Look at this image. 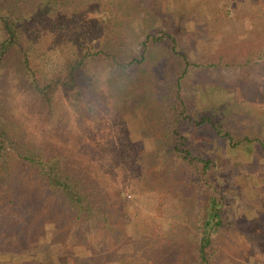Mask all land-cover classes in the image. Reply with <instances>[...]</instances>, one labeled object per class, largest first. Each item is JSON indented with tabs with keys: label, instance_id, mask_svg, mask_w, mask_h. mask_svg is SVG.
I'll return each instance as SVG.
<instances>
[{
	"label": "rangeland",
	"instance_id": "obj_1",
	"mask_svg": "<svg viewBox=\"0 0 264 264\" xmlns=\"http://www.w3.org/2000/svg\"><path fill=\"white\" fill-rule=\"evenodd\" d=\"M46 1L19 0L32 76L52 79L77 48L90 77L42 99L11 54L0 66V118L14 139L82 178L96 215L75 218L25 162L7 157L12 197L32 228L27 237L45 244L0 264L193 262L199 204L208 194L189 166L165 154L172 132L162 105L180 61L169 42L150 39L136 71L116 82L105 55L91 54L129 46L137 54L148 33L170 34L194 64L181 78L188 110L209 112L234 140L248 138L230 146L205 125L182 130L192 151L215 162L206 177L226 202L223 225L211 235L214 264H264V149L256 139L264 142V0H51V8ZM6 36L0 27V41ZM5 199L0 232L10 233L16 217ZM1 243L6 252L15 245Z\"/></svg>",
	"mask_w": 264,
	"mask_h": 264
},
{
	"label": "trees",
	"instance_id": "obj_2",
	"mask_svg": "<svg viewBox=\"0 0 264 264\" xmlns=\"http://www.w3.org/2000/svg\"><path fill=\"white\" fill-rule=\"evenodd\" d=\"M51 4V0H48L43 6L51 8L49 7ZM19 5V0H0V27L7 33V36L0 41V66L9 55L14 54L17 56L18 65L22 69L23 76L27 77L33 92L46 100H49L51 91L58 86L74 89L78 83L89 78L86 64L87 55L81 53L77 48L64 56L62 63L57 69V73L52 79L41 78L40 76H38V79H35L32 76L34 74L33 68L28 66V54L20 40L19 23L22 17L20 16ZM150 39L161 44L166 41L169 42V53L176 56L181 65V70L172 79L162 105L171 122L172 132L171 144L167 151H165V154L189 166V169L193 172V180L195 179L203 183L201 189L208 194L199 204L198 212L200 213L201 230L194 241V248L192 250V254L194 255L193 262H181V264H214V257L210 251L211 235H217L219 228L223 225L222 216H224L226 202L223 201V196L219 194L218 187L210 183L211 181L206 177L208 170L216 168L215 162L211 158L192 151L182 130L183 127L186 128V125L192 122L197 126L200 124L205 125L215 137L227 139L230 146H234L242 139L248 141V138L243 135L241 138L234 140L229 131L222 127V124L212 120L209 112H193L188 110L181 93L183 91L181 78L184 77L194 64H190L185 59V55L181 50H176V40L170 34L163 33L158 36L150 35V33L146 34L142 49L137 54L130 46L119 50L118 54L104 51L103 49H98L91 54L96 55L101 53L105 55V59L108 62L107 71L109 78L116 82H123L140 65L144 55V48H146V42ZM256 139L264 149V142L260 138ZM11 156L25 162L26 167L34 172L52 199H62L64 205L68 208V212H72L75 218L81 217L89 220L96 215L95 203L90 198L89 192L85 189L82 178L75 177L63 167L61 161L55 156L47 158L38 153L37 150L26 147V144H22L18 139H14L8 131V127L0 118V183L3 181V177H6L5 181L7 183L4 188L0 189V196L6 195V199L2 201V204L7 205L8 214L16 217L10 233L0 232V242H8L9 244V241H12L15 243L14 246L10 245L11 251L8 252H6L7 247H2L3 243L0 244V263L7 261L9 257L14 255H29L31 252L37 251L41 244H45L44 241L41 243V239L37 240V238L31 239V237H27L30 236L32 228L28 224L27 219L26 222H22L23 214L19 212V207L14 202L15 198L12 197L15 192L12 190L10 179L12 172H10L11 168L7 161V157ZM47 246L48 244H46ZM169 249L170 247L167 246L165 248L162 247V252H165L164 256L168 254ZM167 258L170 259V257ZM151 261L156 262V259H147V262ZM170 261L173 262L172 259ZM173 264H178V262L174 260Z\"/></svg>",
	"mask_w": 264,
	"mask_h": 264
}]
</instances>
